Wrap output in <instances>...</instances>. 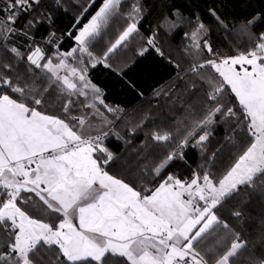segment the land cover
<instances>
[{
	"label": "snow or ice",
	"instance_id": "snow-or-ice-1",
	"mask_svg": "<svg viewBox=\"0 0 264 264\" xmlns=\"http://www.w3.org/2000/svg\"><path fill=\"white\" fill-rule=\"evenodd\" d=\"M69 9L61 32L55 16ZM145 9L143 0H0V264H264V226L259 255L241 232L243 206L264 202V10L228 21L207 9L234 54L214 47L199 15L172 10L141 37L138 55L163 56L159 30L190 26L177 79L199 81L204 101L168 129L149 114L126 121L89 77L141 36ZM218 121L239 130V155L218 177L204 164L181 175L174 166L187 165L189 148L206 152ZM140 133L130 159L107 146Z\"/></svg>",
	"mask_w": 264,
	"mask_h": 264
},
{
	"label": "trees",
	"instance_id": "trees-1",
	"mask_svg": "<svg viewBox=\"0 0 264 264\" xmlns=\"http://www.w3.org/2000/svg\"><path fill=\"white\" fill-rule=\"evenodd\" d=\"M230 10L239 18L251 11L264 10V0H223ZM146 5L145 16L140 24V37H136L127 46L118 49L109 61L112 68L98 66L89 72V77L103 91L105 102L113 107L123 109V116L126 121L132 124L140 121L146 114L150 115L148 124L163 125L165 128L174 129L175 123L170 121L184 119L182 109L192 105L199 108L204 101L203 92L199 87V81H195L197 87L191 88L187 85L193 83L185 77L178 80L177 74L184 73L188 68V58L183 53L185 40L183 33L190 31V26L185 23L182 27L171 29H160L158 47L164 53L163 56L150 50L143 56L138 55L139 49L144 46L141 37L150 35L157 28L161 17L172 10L181 13L186 18H193L199 15L201 20L211 25V42L217 50L224 54H234V49L229 47L228 39L223 37V32L214 26V21L207 15L209 8L202 0H143ZM74 13L69 9L67 14L57 13L55 24L59 31H66L73 20ZM258 30H264L261 26ZM47 34V27H41L36 34L37 42ZM23 39V38H21ZM234 39V38H232ZM70 41H65L63 48L67 49ZM180 67L177 68L176 65ZM116 69L118 71H114ZM169 89L172 91L165 95ZM159 93V95L157 94ZM53 111V109H48ZM59 114V113H57ZM117 131L121 136L127 138L128 128L117 122ZM232 125L223 121L210 126L209 140L206 144V152L201 155L198 149H187V165L178 164L174 166L180 169L181 175H188L189 169H195L204 164L205 168L212 171L214 176H220L233 163L240 153L239 130L236 133L231 131ZM143 133L137 135L131 144H125V140H117L110 137L107 146L117 156L123 159H130L132 145L137 147L142 142ZM233 139L230 140L229 137ZM235 141V142H234ZM214 154V158H213ZM118 164L120 161L117 162ZM172 169V170H174ZM117 169H113L116 171ZM203 170V169H201ZM244 224L241 228L242 236L248 240L249 249H253L259 255L260 244L256 241L258 230L262 225L261 217H264V202L258 197L243 206ZM225 218L227 214L225 213ZM247 255V253L245 254ZM242 264L248 262L242 261Z\"/></svg>",
	"mask_w": 264,
	"mask_h": 264
},
{
	"label": "rangeland",
	"instance_id": "rangeland-1",
	"mask_svg": "<svg viewBox=\"0 0 264 264\" xmlns=\"http://www.w3.org/2000/svg\"><path fill=\"white\" fill-rule=\"evenodd\" d=\"M206 5H208L209 7L211 6H215L219 12L220 15H222L223 18H225L226 20L230 21L228 19V16L231 14H233V12L230 10V8L224 4V2L222 0H202ZM225 12V13H224ZM123 20L119 21V24H122ZM119 24H116L113 26L114 29H118L119 28ZM116 32L114 30H109L108 34L105 35L104 37V43L105 45L109 42V40L111 38H114Z\"/></svg>",
	"mask_w": 264,
	"mask_h": 264
},
{
	"label": "crops",
	"instance_id": "crops-1",
	"mask_svg": "<svg viewBox=\"0 0 264 264\" xmlns=\"http://www.w3.org/2000/svg\"><path fill=\"white\" fill-rule=\"evenodd\" d=\"M223 1V0H222ZM224 2V1H223ZM224 4H226L225 2H224ZM225 13V12H224ZM236 18H238L234 13L233 14H231L230 13V15L228 16V19L230 20V21H232V20H234V19H236Z\"/></svg>",
	"mask_w": 264,
	"mask_h": 264
}]
</instances>
